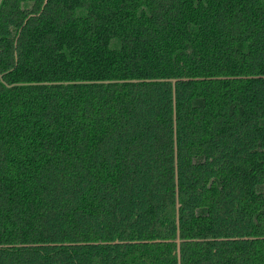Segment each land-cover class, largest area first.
I'll return each mask as SVG.
<instances>
[{
  "label": "trees",
  "instance_id": "16d2710c",
  "mask_svg": "<svg viewBox=\"0 0 264 264\" xmlns=\"http://www.w3.org/2000/svg\"><path fill=\"white\" fill-rule=\"evenodd\" d=\"M0 264H264V0H0Z\"/></svg>",
  "mask_w": 264,
  "mask_h": 264
},
{
  "label": "water",
  "instance_id": "95a60500",
  "mask_svg": "<svg viewBox=\"0 0 264 264\" xmlns=\"http://www.w3.org/2000/svg\"><path fill=\"white\" fill-rule=\"evenodd\" d=\"M176 242H177V247H178V238H177ZM178 249H179V247H178Z\"/></svg>",
  "mask_w": 264,
  "mask_h": 264
}]
</instances>
